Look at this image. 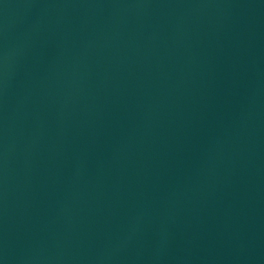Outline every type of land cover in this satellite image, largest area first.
I'll return each instance as SVG.
<instances>
[{
  "label": "water",
  "instance_id": "1",
  "mask_svg": "<svg viewBox=\"0 0 264 264\" xmlns=\"http://www.w3.org/2000/svg\"><path fill=\"white\" fill-rule=\"evenodd\" d=\"M0 264H264V0H0Z\"/></svg>",
  "mask_w": 264,
  "mask_h": 264
}]
</instances>
